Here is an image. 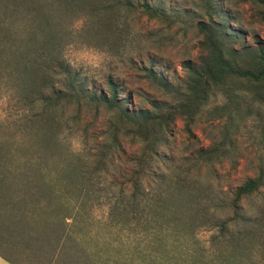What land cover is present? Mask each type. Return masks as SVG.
<instances>
[{"label": "trees", "instance_id": "1", "mask_svg": "<svg viewBox=\"0 0 264 264\" xmlns=\"http://www.w3.org/2000/svg\"><path fill=\"white\" fill-rule=\"evenodd\" d=\"M174 1L0 0V100L11 102L13 114H19L0 122V168L24 157L25 175L36 180L35 195H42L45 202V207H40L37 205L43 202L38 200L28 218L40 232L52 233L59 227L57 234L65 236L61 249H66L68 258L81 259L82 264L170 263L142 253L136 237L129 243L131 252L123 254L126 262L121 256H106L99 245L109 240L99 243L101 238L93 235L89 239L95 241L94 246L84 244L89 240L80 236L79 205L82 195L91 191V180L83 174L80 158L62 135L68 126L64 108L71 105L89 106L96 112L102 109L107 115V130L96 153L98 164L104 166L116 152L126 153L125 145L133 147L127 184L120 192L127 196L113 201L109 208L117 234L126 229L138 234L140 226L145 232L148 224L153 229L175 220L192 231L203 225L216 227L235 248L248 247L250 241L245 244L241 237L247 232L264 243V196L253 213L243 205L246 197L262 193V168L237 186L228 202L203 200L189 174L162 168L168 156L160 149L177 118L192 137L196 117L209 96L219 93L226 100L217 107L218 116L226 114L224 142L199 148L194 158L211 162L225 154L232 145L235 117L251 109L246 105L242 111L239 102L250 100L264 107V39L253 34L246 40L247 30L235 26L238 17L226 5L229 0H185L179 7L173 6ZM249 1L255 6L256 20L264 22V0ZM134 14L161 22L166 28L189 24L198 36L196 55L182 60L185 74L178 81L158 71L159 58L145 50L146 62L139 68L164 97H149L146 105L137 106L131 92H124L117 79L107 75L103 85L96 86L64 55L70 44L129 55V60L134 50L142 54L144 48L139 44L152 40L154 34L152 30L134 31L130 23ZM11 126L19 132L18 141H7L5 131ZM6 171L12 176L9 169ZM66 188L75 194L73 203L62 196ZM218 206L227 208L230 215L213 218L209 211ZM111 249L105 252L112 253ZM116 251L121 255L120 245Z\"/></svg>", "mask_w": 264, "mask_h": 264}, {"label": "rangeland", "instance_id": "2", "mask_svg": "<svg viewBox=\"0 0 264 264\" xmlns=\"http://www.w3.org/2000/svg\"><path fill=\"white\" fill-rule=\"evenodd\" d=\"M172 4L179 7L185 4V0H175ZM226 5L238 17L235 26L247 30V41L251 40L253 34L264 39V22L256 20L255 6L249 0H229ZM130 23L136 32L152 30L154 34L152 40H144L139 44L144 48V51L141 50L144 54L134 50L133 58L129 60V55L123 57L84 44H70L66 46L64 55L71 66L82 76L93 80L94 85H103L105 77L110 75L121 82L124 92H131L135 106L146 105L147 98H163L164 94L139 68L146 62L145 50H149L156 60L159 58L160 64L156 66L158 71L164 72L171 81H178L185 74L184 68L180 66L182 60L196 55L198 36L189 24L166 28L161 22L137 14L130 17ZM225 101L219 93L209 96L194 121L192 137L185 131L183 121L177 118L170 126L166 145L160 147L168 156L162 168L166 170L167 167L168 172L189 174L192 186L203 200L228 202L233 190L247 177L256 175L259 168L264 171V107L250 100L239 102L242 111L246 105L251 109L235 117L230 133L232 145L225 149V154L211 162H198L194 158V152L199 148L224 142L223 136L227 132L226 114L218 116L217 107L224 105ZM13 108L11 102L0 100V122L4 124L19 116L16 112L13 114ZM64 111L68 126L62 135L71 152L80 158L83 174L91 180V191L82 195L79 205L82 216L80 224L83 225L80 236L89 240L85 245L91 248L94 246L95 241L89 239L93 235L101 238L99 243L109 240L99 246L104 247L105 251L111 246L112 253L103 252L106 256H121L123 262L126 260L123 254L131 252L129 243L135 240L132 237H136L142 253L164 263L189 264L195 261L197 264H264V243L258 240L257 235L249 232L241 234L245 238L242 239L243 243L250 241L248 247L242 249L233 247L231 242L221 237L216 227L203 225L192 231L175 220L163 226L154 225L153 229L148 224L145 232L140 226L136 229L138 231L135 230L138 234L129 229L117 234L115 219L110 216L109 208L113 201L125 198L126 193L120 192L125 182L127 184V173L131 167L128 158L133 147L125 145L126 153L116 152L107 158L104 166L98 164L96 153L108 124L105 111L99 109L96 112L89 106L79 108L75 105L65 107ZM18 133L13 126L9 127L5 131L7 141H18ZM23 159L12 160L0 168V241L3 242L16 238L17 232L20 233V220L30 217L32 209L36 207L35 203L43 200L42 195H35L36 180L25 175L27 169ZM8 169L12 176L7 175ZM62 196L73 203L75 194L66 188ZM262 196L264 188L260 195L252 194L243 200L249 213H253ZM44 203L37 206L42 207ZM209 214L221 219L229 216L230 212L224 206H218L210 209ZM10 234H13L11 238ZM119 235L120 239L117 237ZM119 245L122 248L121 255L116 251Z\"/></svg>", "mask_w": 264, "mask_h": 264}, {"label": "crops", "instance_id": "3", "mask_svg": "<svg viewBox=\"0 0 264 264\" xmlns=\"http://www.w3.org/2000/svg\"><path fill=\"white\" fill-rule=\"evenodd\" d=\"M20 227L15 239L0 241V264H82L81 259L68 258L66 249H61L65 236L57 234L59 227L52 233L40 232L34 229L32 218L20 220Z\"/></svg>", "mask_w": 264, "mask_h": 264}]
</instances>
